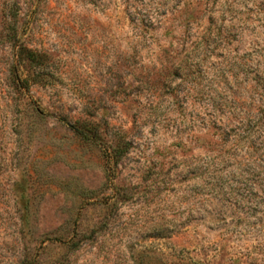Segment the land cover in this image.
I'll list each match as a JSON object with an SVG mask.
<instances>
[{
	"label": "rangeland",
	"instance_id": "1",
	"mask_svg": "<svg viewBox=\"0 0 264 264\" xmlns=\"http://www.w3.org/2000/svg\"><path fill=\"white\" fill-rule=\"evenodd\" d=\"M0 264H264V0H0Z\"/></svg>",
	"mask_w": 264,
	"mask_h": 264
},
{
	"label": "trees",
	"instance_id": "2",
	"mask_svg": "<svg viewBox=\"0 0 264 264\" xmlns=\"http://www.w3.org/2000/svg\"><path fill=\"white\" fill-rule=\"evenodd\" d=\"M25 57L29 60V62H31L33 64V62H36L38 60H40V58L35 55L33 52L31 51H26L25 52ZM79 133L84 134L81 130H79ZM114 153H119V152H116L115 150L113 151ZM119 155V154H118Z\"/></svg>",
	"mask_w": 264,
	"mask_h": 264
}]
</instances>
